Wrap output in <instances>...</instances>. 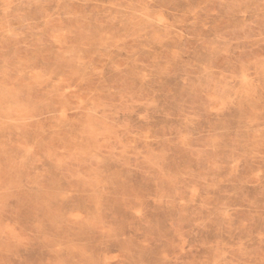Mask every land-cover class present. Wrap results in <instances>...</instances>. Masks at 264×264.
<instances>
[{"label":"rangeland","instance_id":"1","mask_svg":"<svg viewBox=\"0 0 264 264\" xmlns=\"http://www.w3.org/2000/svg\"><path fill=\"white\" fill-rule=\"evenodd\" d=\"M0 264H264V0H0Z\"/></svg>","mask_w":264,"mask_h":264}]
</instances>
